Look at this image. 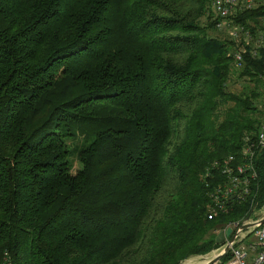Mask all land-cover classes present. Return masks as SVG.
Segmentation results:
<instances>
[{"label":"trees","instance_id":"trees-1","mask_svg":"<svg viewBox=\"0 0 264 264\" xmlns=\"http://www.w3.org/2000/svg\"><path fill=\"white\" fill-rule=\"evenodd\" d=\"M212 2L0 0V264H179L264 207L263 52Z\"/></svg>","mask_w":264,"mask_h":264},{"label":"built area","instance_id":"built-area-1","mask_svg":"<svg viewBox=\"0 0 264 264\" xmlns=\"http://www.w3.org/2000/svg\"><path fill=\"white\" fill-rule=\"evenodd\" d=\"M264 7V0H213L212 9L215 16L216 28L220 31H229L231 37L239 43L251 46V53L253 57H257L261 52L264 56V30H259L254 34L246 28L243 24H237L233 17L240 13L252 11ZM264 24V19L261 20ZM238 65L243 60V55L238 52L235 55ZM246 140H249L247 138ZM258 142L261 147H264V123L258 134ZM251 153L250 149L245 151L248 155ZM229 161L222 165V172L228 176L229 182L226 185L217 187L215 192L212 193L213 206L210 207V216H217L218 212L223 210L226 206V202L230 196L236 197L239 195V190L248 193L249 179H239L235 174H243L245 170L250 169L248 165H240L237 168H233ZM220 164H215V167H219ZM252 178L256 176L253 173ZM240 191V192H241ZM240 196V195H239ZM260 219V218H259ZM258 220V219H256ZM256 220L250 219L249 222ZM248 223V221H242L241 223H235L231 225L235 231H239L241 225ZM223 231H226L223 230ZM228 242V239H227ZM219 249L214 250L217 252ZM212 253V252H211ZM230 259L225 264H264V224L258 227H252L246 231H239V235L230 248ZM4 264H12L9 259H6Z\"/></svg>","mask_w":264,"mask_h":264},{"label":"water","instance_id":"water-1","mask_svg":"<svg viewBox=\"0 0 264 264\" xmlns=\"http://www.w3.org/2000/svg\"><path fill=\"white\" fill-rule=\"evenodd\" d=\"M250 219H251V215L247 219H245L246 221H248V223L241 225L239 228V231H246L252 227H258V226H261L264 224V217L254 221V222H249ZM239 231H235L232 227H228L226 229V231L219 232V234L216 238V242L219 245H221V247L219 248V251H217L218 255L215 256L210 261H207V262L201 263V264H217V263H219L224 256L229 254L231 244H233L234 241L236 240L237 236L239 235ZM227 239H228V242H227ZM199 257L203 258L204 256H199ZM186 261L187 260L182 261L179 264H188V263H186Z\"/></svg>","mask_w":264,"mask_h":264},{"label":"rangeland","instance_id":"rangeland-1","mask_svg":"<svg viewBox=\"0 0 264 264\" xmlns=\"http://www.w3.org/2000/svg\"><path fill=\"white\" fill-rule=\"evenodd\" d=\"M218 34L221 35V36L227 35L223 31H219ZM243 82H244V80H242V79L241 80H238V79L236 80V77H234V80H232V82L230 83V89L233 90V91H237V92L241 91L242 87H243V85H242ZM79 168H80V166L76 164L75 165V170H78ZM262 217H264V207L262 209H260L259 211L254 212L252 217H251V219L252 220H256V219H259V218H262ZM213 253L214 252H212V253L204 256V257H207L208 261H210L211 259H213L215 256L218 255V252H215V254H213ZM197 258H201V257H195V258H193V260L197 259ZM217 264H221V263L219 262Z\"/></svg>","mask_w":264,"mask_h":264},{"label":"bare ground","instance_id":"bare-ground-1","mask_svg":"<svg viewBox=\"0 0 264 264\" xmlns=\"http://www.w3.org/2000/svg\"><path fill=\"white\" fill-rule=\"evenodd\" d=\"M213 254H215V252ZM193 258H195V257H193ZM193 258L188 259L186 261V263H188V264H201V263H205L208 261L207 257L197 258L194 260H193Z\"/></svg>","mask_w":264,"mask_h":264}]
</instances>
